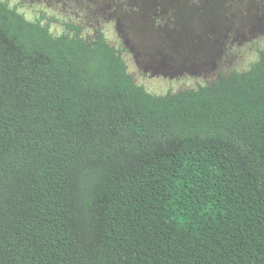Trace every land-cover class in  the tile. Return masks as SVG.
<instances>
[{"label": "trees", "instance_id": "obj_1", "mask_svg": "<svg viewBox=\"0 0 264 264\" xmlns=\"http://www.w3.org/2000/svg\"><path fill=\"white\" fill-rule=\"evenodd\" d=\"M122 54L0 1V264H264V49L165 96Z\"/></svg>", "mask_w": 264, "mask_h": 264}, {"label": "rangeland", "instance_id": "obj_2", "mask_svg": "<svg viewBox=\"0 0 264 264\" xmlns=\"http://www.w3.org/2000/svg\"><path fill=\"white\" fill-rule=\"evenodd\" d=\"M57 36L123 51L135 82L155 96L197 90L250 69L264 49V0H0Z\"/></svg>", "mask_w": 264, "mask_h": 264}]
</instances>
